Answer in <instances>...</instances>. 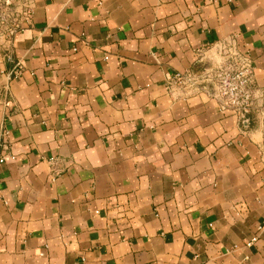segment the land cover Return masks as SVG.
I'll return each mask as SVG.
<instances>
[{
    "label": "crops",
    "instance_id": "0c3cea01",
    "mask_svg": "<svg viewBox=\"0 0 264 264\" xmlns=\"http://www.w3.org/2000/svg\"><path fill=\"white\" fill-rule=\"evenodd\" d=\"M33 2L22 75L0 50V264H264V0ZM231 42L249 129L168 85Z\"/></svg>",
    "mask_w": 264,
    "mask_h": 264
},
{
    "label": "built area",
    "instance_id": "2783aa9c",
    "mask_svg": "<svg viewBox=\"0 0 264 264\" xmlns=\"http://www.w3.org/2000/svg\"><path fill=\"white\" fill-rule=\"evenodd\" d=\"M34 13L33 0H0V50L12 65L10 76L18 77L24 71V65L15 53L16 38L32 23ZM220 53L224 60L216 65L201 72L199 69L178 71L168 85L182 89L187 95L197 91L210 93L219 102L223 114L231 113L243 128L249 129L258 99L253 61L245 51L239 49L237 43L231 42L223 46ZM7 137L8 131L2 127L0 163L5 162L8 156L15 158L8 151ZM250 244L249 242L248 245Z\"/></svg>",
    "mask_w": 264,
    "mask_h": 264
}]
</instances>
